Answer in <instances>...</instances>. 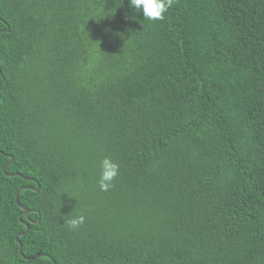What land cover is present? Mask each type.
Listing matches in <instances>:
<instances>
[{"label":"trees","instance_id":"1","mask_svg":"<svg viewBox=\"0 0 264 264\" xmlns=\"http://www.w3.org/2000/svg\"><path fill=\"white\" fill-rule=\"evenodd\" d=\"M0 68V264H264V0H0Z\"/></svg>","mask_w":264,"mask_h":264},{"label":"clouds","instance_id":"2","mask_svg":"<svg viewBox=\"0 0 264 264\" xmlns=\"http://www.w3.org/2000/svg\"><path fill=\"white\" fill-rule=\"evenodd\" d=\"M174 0H129V5L136 12H140L143 18L149 21L163 20L165 13L173 5ZM100 173L98 184L101 191H108L119 174V165L110 157H103L99 163ZM83 215L75 216L67 220L72 229L79 228L84 223Z\"/></svg>","mask_w":264,"mask_h":264},{"label":"water","instance_id":"3","mask_svg":"<svg viewBox=\"0 0 264 264\" xmlns=\"http://www.w3.org/2000/svg\"><path fill=\"white\" fill-rule=\"evenodd\" d=\"M10 29V27H9V25H7V28H6V30H9ZM0 73H1V75H2V77H3V79H4V85L0 88V89H3V88H5L6 86H7V84H8V82H7V80H6V78L4 77V75L2 74V71H1V68H0ZM12 158H13V156L11 155V160L5 165V167L8 165V164H10L11 162H12ZM5 167H4V172H6L5 171ZM38 187H39V184L37 185V187H33L34 189H38ZM23 188H25V186H22L21 187V189H23ZM19 190L17 191V193H16V202L19 204ZM20 207L23 209V211H22V213L24 214V213H27L28 211H29V209H28V207L27 206H25V205H23V204H20ZM20 218V220H21V222H24L25 224H26V229L24 230V231H20V232H18L17 234H16V241L19 243V251H20V253H22V245H21V243H20V240H19V235H21V234H24L26 231H28V229H29V227H30V225L27 223V222H25L22 218H21V216L19 217ZM41 254L40 253H37V254H35L33 257H38V256H40Z\"/></svg>","mask_w":264,"mask_h":264}]
</instances>
